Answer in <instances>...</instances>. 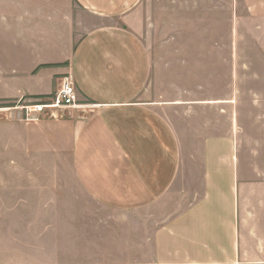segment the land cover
Masks as SVG:
<instances>
[{"label": "crops", "instance_id": "0c3cea01", "mask_svg": "<svg viewBox=\"0 0 264 264\" xmlns=\"http://www.w3.org/2000/svg\"><path fill=\"white\" fill-rule=\"evenodd\" d=\"M261 68L264 0H0V264H264Z\"/></svg>", "mask_w": 264, "mask_h": 264}, {"label": "built area", "instance_id": "2783aa9c", "mask_svg": "<svg viewBox=\"0 0 264 264\" xmlns=\"http://www.w3.org/2000/svg\"><path fill=\"white\" fill-rule=\"evenodd\" d=\"M12 108L21 110L22 117L26 120H34L47 109L79 107L77 87L72 75L64 77L59 90L52 95L37 100H19Z\"/></svg>", "mask_w": 264, "mask_h": 264}, {"label": "rangeland", "instance_id": "374dc122", "mask_svg": "<svg viewBox=\"0 0 264 264\" xmlns=\"http://www.w3.org/2000/svg\"><path fill=\"white\" fill-rule=\"evenodd\" d=\"M242 43V42H241ZM254 75H262V76H264V70H262V68L259 70V72H258V70L257 69H255L254 70ZM69 108V107H68Z\"/></svg>", "mask_w": 264, "mask_h": 264}, {"label": "trees", "instance_id": "16d2710c", "mask_svg": "<svg viewBox=\"0 0 264 264\" xmlns=\"http://www.w3.org/2000/svg\"><path fill=\"white\" fill-rule=\"evenodd\" d=\"M11 105H13V104H11Z\"/></svg>", "mask_w": 264, "mask_h": 264}]
</instances>
